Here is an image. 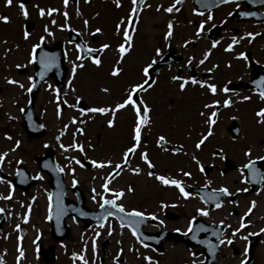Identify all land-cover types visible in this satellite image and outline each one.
I'll list each match as a JSON object with an SVG mask.
<instances>
[{
	"label": "flooded vegetation",
	"instance_id": "obj_1",
	"mask_svg": "<svg viewBox=\"0 0 264 264\" xmlns=\"http://www.w3.org/2000/svg\"><path fill=\"white\" fill-rule=\"evenodd\" d=\"M25 2H27V0ZM101 2L104 3V6L102 7L104 12L109 13L105 17L106 20L104 21V24L97 23L94 20V18L97 17H94L96 14L101 17L104 12L99 14V12L94 9V13L90 17H87V20L89 21L87 32L82 31V27L81 29H72L81 32V36H79L80 39L86 41L89 47L99 48L101 44L108 43L112 46L113 50L120 40L113 45L110 42L102 40L106 34L109 33L110 35L111 32H115V25L121 17H124L125 22H127L126 18L131 8V3L130 0H120L121 6L117 8L114 0H101ZM173 2L174 0H145V3L150 5V7H144L141 5L139 8V22L137 23L136 31L133 34V49L131 50V54L126 57L122 64L123 72L121 76L117 79H113L107 75L104 79L108 84L107 87L110 89V95H107V100L103 104H87L88 106L114 105V103L120 99L124 88H126L130 82L139 79L138 68L146 61L155 57V48L159 47L162 50L163 58L155 57L161 64L155 72H152V77L157 80V83L148 92L141 94L151 108L152 123L142 129L140 147L136 154L131 157L128 164L129 168L139 167L141 172L139 175H135L132 172L125 170L120 176L116 177L110 185L112 189L124 191L125 195L118 200L117 203L121 204L126 212L136 210L144 213L145 219L140 221L137 228H140L145 236H153V241H146L133 237L129 227H120V222L115 216L106 217L104 220L92 223L93 216H86V218H83V216L80 215V213H83L85 210H94L99 207V197H97L96 202L92 200V189H96L97 193L101 192L100 184L102 183V177H105L111 169H97L91 167L87 163H85L84 168L72 164L71 167L74 169V172L69 174L65 167V165L68 164L65 157L76 156L77 159H81L85 162L88 159H92L97 161L111 160L113 165L119 163L123 149L126 146H130V131L135 117L130 109L121 110L115 116L114 127L109 129L106 124L102 125V121H105L107 117H100L97 115L90 121V124L93 123L94 130H84V135L77 137V141L85 145L86 156L81 157L76 152L61 151L55 140V136L58 134V129L62 127V123L67 122L70 115L78 114L70 112L67 108H64L63 118L61 119H64V122H61L50 130L48 126V118L51 119L54 117V119H56V116L55 104L53 103V93L51 88H48V85L59 89L61 95H63L65 92L64 85L68 81V74L71 70V64L69 61L75 63H81V61H76L75 48L73 45L67 43L69 40V31L68 34L65 33V37L63 35L64 31H61L58 27L50 24V26L53 27L52 31L54 36L46 37L43 46L45 50L49 52L53 51L52 47L55 45L61 47V57L66 66L65 77L61 86H56L54 76H47L41 84L40 90L34 101L33 110L42 122L44 131L43 134L37 138H29L26 134L23 138L26 142L38 141L39 150L36 152H28L24 149L23 155H16V157L9 152L7 161H10V163L5 162L3 164L2 175L0 176L5 181L12 182L13 192H16V195L22 198L19 202L20 205L23 203V200L26 199L28 202H31L34 207L37 205L36 202L38 200L42 203L44 215L46 214L45 223L48 224L45 234H48L49 239L45 242H40V244H42V246L44 245L46 249L44 250L42 247L41 252L37 251V254L34 255L35 262L33 264H80L78 260H73L72 253H80L81 248L86 249L84 256L88 262L90 264H95L91 243V238L95 234V231L101 233L96 240L97 257H95L97 264H112V258L120 249L123 251L119 257V264H146L142 259L145 255L151 257V259L156 261L157 264H192L194 258L197 260H203L204 251L202 246L199 244L190 246L180 240H174L169 234H174V237L177 239H182L188 226V220L192 217L198 218L203 225L212 224L211 227H208L212 231L216 230V225L222 220L225 224L231 225L232 228L238 227L240 216L237 215L233 206H235L239 198H241V194L240 192H236V190L238 188H248V192H242V196H248L249 194L256 195L258 194L257 189L261 190L262 187L264 188V181H261V184L257 189H252L253 184L241 183V174L237 170L241 168L243 163L247 162V158L243 161L234 163L232 159L226 156L228 151L223 147L224 138L240 141L246 140V143H253L256 139V148H251L252 157L264 155V124H256V117L254 116L256 110L264 107V101H261L258 96L254 94L253 90L256 88V85L252 83V81L264 76V5L259 4L257 1L249 3L246 2V0H235L233 3L218 5L216 8L208 11H201L204 15L199 16L194 15L193 13V9L200 11L195 8L193 0H184L179 4L180 6H176L180 9L179 12H164L165 16H161L160 22L155 21L154 16L150 17V24H152L153 28L160 30V32H150L148 30L143 32L139 29L138 25H142V14L146 15L149 11L161 12L164 7H168ZM237 4H239V8L237 7ZM157 5L161 6L160 11L156 10ZM28 11L29 15L23 25V30H28L29 32L33 30V25L28 23L31 18L43 21L41 25L42 30L43 26L46 24L45 18H39L37 14L34 13V10L32 11L29 9ZM209 11L212 12L213 19L205 23L204 31L202 32L200 39L195 40L193 44L188 45L187 47L181 48L180 45L185 39H193L195 27L199 25L201 20H206ZM241 11H255L257 15L255 17H241L239 14ZM114 12L116 14L113 15ZM121 12H123V14L119 16ZM229 12L233 13L230 17L228 16ZM52 18L55 19L56 25L63 24V18L60 13L54 14ZM169 20L173 21L174 27L170 47H166L163 40V32L166 30V24ZM189 21H191V23H189ZM221 21H224L225 23L221 24ZM108 24L109 27L107 30ZM213 25H215V27H213ZM96 28H100L101 32L97 33L95 36L88 34ZM246 32H258L260 35L256 36L251 43L248 42L247 38L241 40L238 44L234 45V49L231 53L223 51L227 43L231 42V36L235 35L239 38ZM43 34L44 33H39L38 35H35V41L28 43V49L25 50L26 58L20 61L22 65H25L23 67L25 72V88H27L29 83L27 78L33 76V64L27 63V53L31 44L37 42L38 36ZM74 36L77 38L76 35ZM178 36H183L180 44H178L176 40ZM30 38H32L31 33ZM214 39H219L220 44L216 49L212 50L209 59L204 65L196 67L194 61L191 69L181 67L189 55L199 57L204 50L210 47L211 42ZM5 47L10 48L11 51L5 54L4 51L0 50V66L2 65L3 69L8 72V74L1 78L2 82L0 83V91L8 94L9 91L11 92L14 88L19 89V87L15 85H9L4 82L5 78L16 79L11 70L12 65L15 70L17 69L16 65L18 63H14V61L18 58L14 54L18 47L17 45ZM54 50L55 52L58 51L57 46H55ZM107 50L103 53H97L102 61L101 66L96 67L97 71L88 73L86 71V65L89 67L93 65H91L87 59L82 61L84 67L77 69V74L72 82V87L76 89L75 94L78 92L77 82L79 78H83L82 76L85 77L87 74H91L93 77H101V72L104 70V64L106 65L105 68L108 73L116 57L113 54L114 59L112 60V57L107 55ZM65 52H67V59H65L64 56ZM239 52H244L248 57L247 65L244 60L233 59V57ZM18 55H20L19 50ZM128 61L129 63L134 62L133 71H127ZM213 64H217L218 67L212 73H208L206 70ZM229 64L231 67L225 66ZM177 72L183 77L191 75L199 80H209V77H211L209 82L217 85V94L213 96L208 94L206 89H201L198 85L194 86L192 84L186 85L185 91L180 92L178 85L170 81V76L177 74ZM222 87H227L229 92L224 93L219 91ZM24 93L25 103L28 98V93ZM179 95L183 97V100L182 102L180 101V103L185 104L184 101L186 96H194L197 104L188 106L189 109L193 108V110H195V119L189 121L185 126H179V131L175 133L174 123H176V121L173 119V108L176 101H179L176 97ZM243 96H249L250 100L242 101L241 98ZM71 97L72 94H70L69 97L70 102H74ZM92 97L94 96L92 95ZM225 98H230L232 100V106L229 108H224L220 105L217 106V122L213 126V135L205 141L201 146V149L196 150L194 145L199 138V134L207 131L206 126L203 124L205 117H201L199 113L201 111H204L205 113L211 111L210 109H204L203 105L205 103H211L213 100L221 101L222 105V101ZM187 104L189 105L190 102ZM47 110L53 111V115L49 113L46 114ZM192 113H194V111L190 110V115H192ZM232 117H235V119H231ZM61 120H58V122ZM100 120L101 124L99 122ZM98 124L103 127V130L102 128L96 130ZM183 127L189 128V130L184 129ZM72 129L73 127H70L68 132L61 137V143L68 144L71 142ZM14 130L15 127L5 125L0 130V143L9 141L4 138L5 134L11 136L12 140H14L16 138V133L13 132ZM92 131H96L95 134H93ZM183 132L191 133H189V136H183ZM218 132L221 141L218 139ZM238 132L239 135L235 136ZM160 135H163L167 142L163 147H157L155 142L156 137ZM45 143H47L49 147H43ZM89 143L93 145L92 149L87 148ZM179 146L183 147V151H178L173 154V148ZM165 148L168 150L165 151ZM221 149L223 150V155L226 157L224 160L219 159L218 154L214 155V153H218ZM46 151L51 153L57 166L65 167L64 172L60 173V177L58 178H52L46 170L40 169L35 162V155H41ZM140 152H146L148 154L149 160L153 163L154 168L148 169L143 161L139 159ZM193 155L196 156L200 161V164L204 167V172L198 170L195 162L192 160ZM16 160H21L23 162L22 164L25 166L27 172L26 177H33L39 172L43 179H26V182L21 183V187L15 186ZM260 165L264 169V162H258L259 167ZM148 171L180 180L184 186V190L190 193L189 198L184 199L183 197H180L178 190L174 187H165L158 184L154 179L147 176ZM181 171H187L191 173V175L185 177L181 174ZM53 172L55 171L53 170ZM229 176H231V178H229ZM21 179H24V177H20L17 180ZM73 179L78 181L75 187L71 184ZM58 185L60 187L63 186V193L60 196V205L64 209V213L68 212V208L71 209V207H73L76 216L70 214L69 216L64 217V223L69 229L68 237L65 241H69L71 247H54L53 250H51L49 249L51 245H61L65 242L64 240L54 241L52 239L49 234V219H46L48 216L49 205L48 193H51L52 187L59 189L60 187L58 188ZM129 186L134 189L132 193L127 192ZM221 186L227 187L230 192L234 193V195L222 198L223 206L219 209H216L215 206L206 204L204 200L194 192L195 188L209 187L212 189H218ZM0 187L8 190L7 183H0ZM16 195L12 193V202L16 201ZM33 197H35L34 200L32 199ZM106 198L111 199L112 197L107 196ZM229 199L235 201V203L229 204ZM252 200L254 199L251 197L250 201ZM5 201L11 203L10 200ZM161 203L168 205V207L161 209ZM205 207L209 209V214L207 216H197L196 209ZM20 212L21 210L18 213ZM153 215L156 216L155 220L150 219ZM138 219L139 218H135V220ZM246 221L250 222V225L246 229H243L240 234L247 235L249 232L258 231L261 227H264V213L258 216L250 215L246 218ZM101 222L105 223V228L97 227L98 223ZM3 223L4 217L0 220V224L2 225ZM109 223L112 225L111 235L108 234L107 230V225ZM22 226L23 232L20 233V231H17L20 237L24 235V225ZM204 226L207 227L206 225ZM176 229H179V231H175ZM218 231H223L225 236L231 235V229H224L223 226H221ZM204 233L208 235V239L214 238L210 232ZM198 236L201 237L204 235L199 234ZM138 240L140 242H138ZM84 241H87V244H84ZM117 241H120V243L117 244ZM236 241L242 242L240 245V251L243 253L245 242L239 238H234L232 245H220L218 248V256L212 264H226L228 255H238L239 247H236ZM261 241H264V234H261L259 237H249L248 243H253V247L250 248V250H252L250 264L257 259L258 252L264 255V244H262ZM142 244H147L148 247H143ZM261 246H263L262 250L259 249ZM129 248H131L132 251H129ZM153 249H155V251H153ZM137 252L140 254L138 263L132 262L134 258L137 257ZM189 252L194 253L195 256L189 255ZM0 259L4 261V264H18L17 259H15V263L14 259H5L2 252H0ZM47 259H49L50 262H46L45 260ZM22 260L21 264H26L25 257H23Z\"/></svg>",
	"mask_w": 264,
	"mask_h": 264
},
{
	"label": "snow or ice",
	"instance_id": "obj_2",
	"mask_svg": "<svg viewBox=\"0 0 264 264\" xmlns=\"http://www.w3.org/2000/svg\"><path fill=\"white\" fill-rule=\"evenodd\" d=\"M70 2H75L77 5L79 3V0H62L63 7L65 9L68 8ZM90 0H84L85 4H88ZM195 3L201 4L203 7H208V3L205 2V0H194ZM235 0H212V7H215L217 5H224L233 3ZM246 2L251 3L252 0H246ZM261 5H264V0H259ZM115 6L119 8L120 0H114ZM131 8L127 14V22H125V18L121 17L120 20L115 25V33L116 35L120 36V41L116 44L115 48L113 49V54L116 57L114 60V63L111 65L110 70L108 71L107 75L110 78L117 79L121 76L123 72L122 64L126 57L131 54V50L133 49V34L136 31V25L139 22V9L138 5H142L144 7H150V5H147L145 3V0H130ZM182 3V0H174V2L169 5L168 7H164L163 11L165 13H173V12H179L180 9L176 7L177 4ZM13 4V0H4V6L5 7H11ZM17 7L19 9V15L23 17L25 20L28 18V10L26 8L25 3L23 0H17ZM33 7L37 11V16L41 19H44L45 17L48 18V23L43 26V35H39L37 42L31 44L30 49L27 53V63L33 64L37 60V49L41 48V45L45 42L46 37H53L54 33L50 29L49 24L56 26L61 31H69V32H75V35L77 37L81 36V32L75 31V29H72L70 25L68 24L69 15L68 12L65 10L64 12L60 13L64 17V23L62 25H56L55 19L52 17L54 14L59 12V9L57 8H42L39 5L34 4ZM237 7L239 8V4H237ZM157 11L161 10V6L157 5L156 8ZM194 15L203 16L204 13L201 11H196L193 9ZM75 14L77 17L81 15L79 7L76 8ZM241 17H255L257 13L255 11H241L240 13ZM233 13L229 12L228 16H232ZM213 19V14L211 11L208 12V15L206 17V20H201L199 25L195 27V31L193 33V39H185L183 43L180 45L181 48L187 47L188 45H191L195 42V40H199L201 37L202 32L204 31V25L207 21H211ZM0 22L2 23H9V17L5 15H0ZM191 23V21H189ZM225 23L224 21H221V24ZM89 26V21L87 19L83 20L82 22V31L87 32ZM173 21L169 20L166 24V30L163 32V40L165 42L166 47H170V41L173 36ZM215 27V25H213ZM101 29L96 28L91 33H88L89 35L95 36L97 33H100ZM260 33H252V32H246L244 35L240 36L239 38L235 35L231 36L229 43H227L226 47H224L223 51L226 53H231L234 49V45L238 44L241 40H244L245 38L248 39V42L251 43L252 40L259 36ZM22 38L25 41H28L30 38V32L28 30L22 31ZM0 43L7 44V41H2ZM68 44H71L75 48L76 52V61H81V63H75L69 61L71 64V70L68 74V81L64 85L65 92L63 95H61L60 90L57 88L52 87L51 85H48V88H51L53 93V103L55 104V116L57 120H61L63 118V109L67 108L70 112L77 113L78 115H70L67 119V122L62 124V127L58 129V134L55 136V140L61 149L62 152H76L81 157L86 156V149L85 145L82 143H79L77 141L78 136L84 135V126L88 121L93 120L97 115L100 117H107L105 121H102V125L106 124V126L111 129L114 127V121L116 114L124 109H130L131 112L134 114V123L131 127L130 131V146H126L122 153L120 162L116 164H112L111 160H92L88 159L85 161H82L81 159H77L76 156H66L65 159L68 161V164L65 165V167L68 170L69 174H72L74 172V169L71 167L72 164H76L81 168L85 167V163L90 165L93 168L97 169H103V168H110L111 170L107 173L105 177H102V183L100 184L101 192L97 193L96 189H92V200L94 202L97 201V197H99V208L101 210L105 209H111L109 211H102L100 216L98 217L99 220H104L106 217H112L116 216L117 219L120 222V227H129L131 234L133 237H139L141 234L137 230V227L141 220L145 219V215L142 212L132 210L126 212L124 207L121 204H118L117 201L120 200L124 195V191L122 190H115L110 187L112 181L120 176V174L128 170L132 172L135 175H139L141 172V169L139 167L136 168H129V160L131 157L136 154L138 148L141 144V132L142 129L149 126L152 123L151 119V108L148 106L146 101L144 100L143 96L141 94L148 92L150 89H152L156 83L157 80L152 77V70L154 68V65L158 63L157 59L155 57L163 58L162 50L157 47L155 48V57L151 60L146 61L143 65H141L138 68V75L139 79L130 82L126 88H124L123 93L118 101H116L113 104H109L108 106H88L84 104L83 97L80 95H75L76 89L72 87V82L77 74L78 68H83L84 64L82 61L87 59L91 65L95 67H100L102 64V61L100 59V56L97 53H103L105 50L111 48V45L108 43L101 44L99 48H93L89 47L87 45L86 41L81 40L79 43H77L75 40L69 39L67 41ZM220 44L219 39H214L211 42V45L209 48L204 50L199 57L195 55H189L183 65H181L182 68L191 69L193 62L195 61L196 67H200L201 65H204L205 62L209 59V56L213 49H216L218 45ZM19 47V45H17ZM4 53L7 54L9 51H11L10 48L5 47L3 49ZM65 59H67V52L64 54ZM233 59L238 60H244L246 65L248 63V57L245 55L244 52H239L237 55L233 57ZM39 64L41 67V71L39 73V79L43 80L45 73L49 70H51L53 67H55L56 64V56L55 54H49L47 52L41 51L39 53ZM25 65L17 64L16 68L24 67ZM226 67H231V65H225ZM218 67L217 64H213L210 68H208L206 71L208 73H212L216 68ZM28 86L25 88V85L20 83L17 80L11 79V78H5V83L9 85H15L22 89L24 92L31 93L36 87V82L33 80V76H29L28 78ZM211 80V77H209V80H199L194 78L191 75H188L187 77H183L177 74H173L170 76V81L172 83H175L178 85V89L180 92L185 91L186 85L192 84V85H198L201 89H206L208 94H211L215 96L217 94V85L214 83L209 82ZM256 85V88L253 90L254 94L258 96V98L261 101H264V76L259 77L257 80L252 81ZM47 90V89H46ZM99 91L105 95H110V89L108 87H100ZM219 91L228 93L229 89L227 87H222L219 89ZM70 94H72V99L74 102H70ZM242 101L250 100L249 96H243ZM31 103V101H29ZM232 100L230 98H225L222 101L219 100H213L211 103H205L203 105L204 109H210L208 113H205L204 111H201L199 115L201 117H205L203 120V124L206 126L207 131L201 132L199 134V138L195 142V149L199 150L201 149V146L205 143V141L213 135V126L216 124V117L218 114V105L229 108L232 106ZM21 113H25V108L20 109ZM28 120H31L32 114L31 112L26 113ZM254 116L256 117V124H264V107L259 108L255 111ZM9 119H13V117L9 116ZM231 119H235V117H232ZM39 127H43V125H40ZM70 127H73V131L71 132V142L68 144L61 143V137H63L69 130ZM235 131V130H234ZM6 140L11 141L12 137L5 134L4 137ZM156 145L157 147H163L167 142L165 140V137L163 135H160L156 137ZM20 141L16 140L14 144L6 151H0V170H2V166L7 161V157L9 152H15L17 148L20 147ZM43 147L47 148L49 145L45 143ZM88 149H92L93 145L89 143L87 145ZM168 149L165 148V151ZM178 151H183V147H174L173 148V154H175ZM219 155V159L224 160L226 157L223 155V150H219L218 153H214V155ZM244 157L247 158V162L243 163L241 168L237 171L241 174V183H248V184H259L261 181H264V170H262L261 167L258 166V162H264V155H258L256 157H252V150L251 148H247L243 152ZM139 159L143 161V163L147 166L148 169L154 168L153 163L149 160L148 154L146 152H140L139 153ZM192 160L195 162L197 168L199 171L204 172V167L200 164V161L196 158L195 155L192 156ZM15 163L17 165L22 164L23 162L21 160H16ZM45 168L48 167L47 164L44 165ZM65 167L56 166L54 171L56 173H63L65 170ZM246 170V175H245ZM181 174L185 177H188L191 175V173L187 171H181ZM15 175L17 177H24V179L18 180V182H26V179H43V177L38 172L33 177H26L25 173L21 169H17L15 172ZM223 175V173H222ZM147 176L151 179H154L158 184L165 186V187H174L178 190L179 196L183 197L184 199H188L190 196V193L186 192L184 190V186L181 183L180 180L165 176L162 174H155L152 171L147 172ZM0 183H7L8 186V192L7 195L0 194V199L3 200H11L12 199V192H13V184L11 181H5L2 177H0ZM78 181L76 179H73L71 181V184L73 187L77 185ZM60 187L59 185L57 186ZM134 189L129 186L127 188L128 193H132ZM248 188H242L237 189L236 192H248ZM260 189H257V193H259ZM52 193H48L49 197V205H48V216L46 219L52 218ZM62 193L60 191H57L56 193V216H57V223H59V217L64 214V209L60 205V196ZM234 193L230 192L227 187L221 186L218 189H214L211 195L208 197L209 200H211L214 203V206L216 209H219L223 206V197H231ZM107 196H111V199L106 198ZM33 200L35 197L32 198ZM229 204L235 203V201L229 199ZM23 207L24 205L21 204ZM165 207H168V205L161 203L160 208L163 209ZM256 207V202L254 200L249 201L246 211H244L243 215L239 218V225L238 227L232 228L231 225L225 224V222L222 220L218 225H216L217 229H220L221 226H223L224 229H231V235L225 236L223 231H212L210 228L205 227L203 224H194V221L196 220V217H192L188 220V226L185 231V235L188 233H192V239L196 240V233L200 231L204 232H210L211 235L216 237L217 242L215 244L207 242L205 240H199L198 243L204 244L209 252V255H214L217 249L220 247V245L229 246L232 245L234 242V238H239L240 240L244 241V249L242 253V258L239 260L238 264H250L251 256H250V246H249V237L256 236L259 237L261 234H264V227H261L258 231L255 232H249L247 235L240 234L243 229H246L249 227L250 222L246 221V218L250 216V214L253 213V210ZM31 211V202H29L27 210L23 213V222L27 223L29 218V213ZM4 209L0 208V213H3ZM197 216H207L209 214L208 208H197L196 209ZM9 215H11V211L9 210ZM80 215H84V213H80ZM231 215V213H230ZM132 218H139L138 220H134ZM150 219L155 220L156 216H151ZM105 223H98V228H105ZM16 230H20V225H16ZM108 234L111 235L112 233V225L109 223L107 225ZM175 231H179V229H176ZM101 235L99 231H95V234L91 238L92 243V254L93 258L95 259L96 256V240ZM7 237H5L6 239ZM39 233H37L36 239L32 241L33 245H36L37 240H39ZM21 237L17 236V247L16 251L18 253L16 259L17 261H21L24 257L23 249L20 245ZM138 242H140L138 240ZM117 244L120 243V241L116 242ZM262 244H264V241H261ZM84 244H87V241H84ZM143 247H148L147 244H142ZM61 247H64L63 244H61ZM129 251H132L131 248L128 249ZM86 251L85 248H81L80 253H72L73 260H78L80 264H89L88 260L84 256V252ZM122 249L118 250L116 255L112 258V264H119V257L122 254ZM155 251V249H153ZM137 258H140L139 252L136 253ZM189 255L195 256L194 253L189 252ZM143 261L146 262V264H157L156 261H153L151 257L145 255L143 256ZM0 264H4V261L0 259ZM192 264H205L204 260H197L193 259Z\"/></svg>",
	"mask_w": 264,
	"mask_h": 264
},
{
	"label": "rangeland",
	"instance_id": "obj_3",
	"mask_svg": "<svg viewBox=\"0 0 264 264\" xmlns=\"http://www.w3.org/2000/svg\"><path fill=\"white\" fill-rule=\"evenodd\" d=\"M39 5L40 7L43 6L45 7L46 5H53V6H58L62 12L65 10L68 12L69 15V20L68 24L70 25L71 23L74 25L76 29H81L82 27V17H90L94 13V9H96L99 14L104 12L103 6L104 3L101 2V0H91L88 4L84 3V0H79L78 5L76 3H69V6L67 9L63 7L62 0H30V5H28L29 9H34L35 13V8L33 5ZM79 7L81 15L79 17L76 16L75 10L76 8ZM3 10L6 15H10V22L5 24L1 23L0 24V42L2 41H7V44L0 43V50L3 51L5 46H14V45H19V47L16 49L15 56L18 58L14 61V63L21 64L20 61L22 59H25V50L28 49V43L35 41V35H38L39 33H43L41 30V25L43 21H38L34 20L31 18V20L28 21V23H31L33 25V30L30 31L32 38L29 39L28 41L23 40L22 38V31H23V17L19 15V9L17 7V0H14L13 4L11 7H5L2 2L0 3V11ZM33 11V10H32ZM145 13V12H144ZM108 12H104L101 17L99 15H95L94 20L97 23L104 24L105 22V17L108 15ZM116 14L115 12L113 15ZM123 14L121 12L119 16ZM0 15L1 12H0ZM112 15V13H111ZM112 15V17H113ZM154 16L155 21L160 22L161 16H165L164 11L161 10V12H152L149 11L145 14H142L141 17V22L142 25H138L139 29H141L143 32H146L147 30L150 32H160V30L155 29L152 27V24H150V17ZM64 19V17H63ZM111 19V17H110ZM46 24L48 23V18L45 17ZM71 21V22H70ZM110 24V22H109ZM109 24L107 25V30L109 27ZM142 26V27H141ZM25 27V26H24ZM49 27L51 30H53V27ZM138 29V30H139ZM59 35V34H56ZM63 35H65V31L63 32ZM145 36V34H144ZM183 39V36L177 37L176 40L178 44L181 43V40ZM120 40V37L116 35L115 32H111L110 35L109 33L106 34L103 38L102 41H107L110 42L112 45L115 44ZM18 50L20 51V55H18ZM24 52V54H23ZM107 55L112 57V60L114 59L113 57V50L112 46L111 49L106 51ZM22 65V64H21ZM104 64V70L101 72V77H93L91 74H87V76H82L83 78H79L77 84H78V92L75 95H80L83 97V99L87 103H97V104H103L107 100V95L101 93L99 91L100 87H107V83L104 80L107 77V69L105 68ZM134 70V62L129 63L128 61V68L127 71H133ZM12 74L16 77L15 80L19 81L20 83L24 84V70L23 67L17 68L16 70L13 68L12 65ZM86 71L88 73L97 71L96 67L93 66H87L86 65ZM8 72L3 69V66H0V83L1 78L4 77ZM0 130L5 126H13L15 127V130L13 132L16 133V140H19L20 147L17 148L15 152H11L14 157L16 155H23L24 149L28 152H36L39 150V142H26V140L23 138L24 133L20 127V121H21V116H20V106L24 105V100H25V93L22 89L14 88L11 92L9 91L8 94L3 93L0 91ZM92 95L95 97H92ZM179 101H176L175 106L173 108V119L176 121L174 123L175 126V133H177L178 127L179 126H185L189 121H193L195 119V110L193 108L189 109L188 106L190 105H196L197 102L195 101V97L191 96L185 97V104L180 103L182 102L183 97L181 95L176 96ZM195 101V102H193ZM190 102L188 105L187 103ZM186 105V106H185ZM190 110L194 111L192 115H190ZM51 114L53 115V111L47 110L46 114ZM9 116L13 117V119H9ZM102 120V119H101ZM101 120L99 121L101 124ZM61 122H64V119L58 122V120L54 119L52 117L51 119L48 118V126L49 129H53L55 126L60 124ZM9 124V125H8ZM63 124V123H62ZM103 127L101 125H97L96 129H100ZM184 129L189 130V128L183 127ZM86 130H93V123L86 124L85 125ZM73 131V129L71 130ZM96 131L92 132L95 134ZM189 133L191 132H183V136H189ZM191 136V135H190ZM187 138V137H186ZM12 141H4L0 143V151H6L8 150L16 140ZM218 139H219V132H218ZM220 140V139H219ZM221 141V140H220ZM257 140L255 139L254 142H248L246 143V140L240 141V140H232V139H223V147L227 149L226 156L229 157L234 161V163H237L239 161H243L246 159L244 157L243 152L247 148H256ZM225 166V165H224ZM231 178V176H229ZM8 190L5 188L0 187V194L7 195ZM16 195V192H12ZM241 198H239L238 202L236 203L233 208L237 212L238 216H242L244 211H246L248 203L250 201V198L252 197L254 201L256 202V207L253 210V213L250 215H255L258 216L260 214L264 213V188L262 187L260 190V193L251 195L249 194L242 196V192H240ZM16 201L11 203H7L5 200L0 199V208L4 209L3 213H0V220L2 217H4V223L1 225L0 224V252L3 253L5 259H15L18 255L16 251L17 247V233L15 230V227L19 222H22V224L25 227L26 233H25V238L22 237L20 240V245L23 249L24 252V257L26 259V264H33L35 262L34 255L37 254V242L36 245H33L32 241L36 239L37 233H39V239H41V242H45L46 240L49 239L48 234H45V230L48 228V224L45 223V216L44 211H43V206L42 203L38 200L36 203L37 205L34 207L31 204V211L29 213V218L28 222L24 223L23 222V213L27 210L28 207V200H23V207L19 204L21 201V197L16 195ZM232 207V206H231ZM9 210L11 211V215H9ZM21 210L20 213H18ZM76 232V231H75ZM12 235V236H11ZM5 237H7L5 239ZM14 237V238H13ZM65 241V240H64ZM242 242L236 241L235 245L236 247H239V254L238 255H228V260L226 264H238L239 260L242 258V253L240 251V245ZM64 247L63 248H70L71 245L69 241L63 242ZM56 248L61 247V245L57 244L55 245ZM263 246H261L259 249L262 250ZM134 258L132 262L138 263V258ZM34 259V260H33ZM32 262V263H31ZM97 262V261H96ZM90 264V263H89ZM252 264H264V255H262L260 252H258L257 259L252 263Z\"/></svg>",
	"mask_w": 264,
	"mask_h": 264
},
{
	"label": "water",
	"instance_id": "obj_4",
	"mask_svg": "<svg viewBox=\"0 0 264 264\" xmlns=\"http://www.w3.org/2000/svg\"><path fill=\"white\" fill-rule=\"evenodd\" d=\"M205 2H207L209 6H208V7H203V9L213 8V7L211 6V5H212V0H205ZM36 87H37V85H36ZM36 87H35V89H36ZM34 95H35V92H34ZM34 95H33V96H34ZM26 111H27V112H29V111L31 112V106H29V107L26 109ZM70 212H72V211L70 210ZM213 257H214V256H212V257L210 258V260H212ZM209 262H210V261H209Z\"/></svg>",
	"mask_w": 264,
	"mask_h": 264
}]
</instances>
